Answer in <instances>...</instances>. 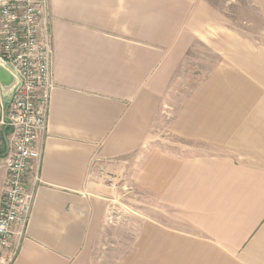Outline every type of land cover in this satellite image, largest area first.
Listing matches in <instances>:
<instances>
[{"label":"crops","instance_id":"crops-1","mask_svg":"<svg viewBox=\"0 0 264 264\" xmlns=\"http://www.w3.org/2000/svg\"><path fill=\"white\" fill-rule=\"evenodd\" d=\"M249 1L264 22V0ZM223 14L211 0H48L53 88L12 264H86L109 181L129 165L148 216L117 264H264V29L242 35ZM198 42L225 60L182 99L157 147L161 104ZM1 90L3 117L11 89ZM9 138L0 124V199Z\"/></svg>","mask_w":264,"mask_h":264},{"label":"built area","instance_id":"built-area-1","mask_svg":"<svg viewBox=\"0 0 264 264\" xmlns=\"http://www.w3.org/2000/svg\"><path fill=\"white\" fill-rule=\"evenodd\" d=\"M48 0H0V64L15 78L0 124L10 128L0 199V264H12L29 224L39 182L41 137L53 88ZM17 240L13 243V237Z\"/></svg>","mask_w":264,"mask_h":264},{"label":"rangeland","instance_id":"rangeland-1","mask_svg":"<svg viewBox=\"0 0 264 264\" xmlns=\"http://www.w3.org/2000/svg\"><path fill=\"white\" fill-rule=\"evenodd\" d=\"M224 13L228 28L239 31L242 35L264 29L258 11L249 0H211ZM205 42H198L189 50L187 58L176 75L177 84L171 89L170 96L161 104V110L155 121V143L163 147L165 128L176 113L182 99L189 94L219 60H225L214 55L206 48ZM2 93L0 87V94ZM168 141H174L168 135ZM177 141V140H176ZM151 141L150 146L154 143ZM173 145V144H172ZM132 166L129 165L123 175L114 177L112 184L110 209L107 218L102 223L89 243L88 260L86 264H117L132 251L136 225L147 218L149 204L148 192L143 186L133 184ZM134 168V166H133ZM152 205H158L159 200L150 199ZM157 211V209H155Z\"/></svg>","mask_w":264,"mask_h":264},{"label":"water","instance_id":"water-1","mask_svg":"<svg viewBox=\"0 0 264 264\" xmlns=\"http://www.w3.org/2000/svg\"><path fill=\"white\" fill-rule=\"evenodd\" d=\"M15 78L11 72L0 64V87L7 91L12 88Z\"/></svg>","mask_w":264,"mask_h":264}]
</instances>
